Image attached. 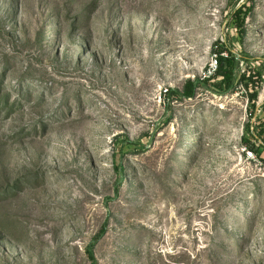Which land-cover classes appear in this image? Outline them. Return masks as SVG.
Returning <instances> with one entry per match:
<instances>
[{
	"label": "rangeland",
	"instance_id": "obj_1",
	"mask_svg": "<svg viewBox=\"0 0 264 264\" xmlns=\"http://www.w3.org/2000/svg\"><path fill=\"white\" fill-rule=\"evenodd\" d=\"M262 117L264 0H0V264H264Z\"/></svg>",
	"mask_w": 264,
	"mask_h": 264
},
{
	"label": "trees",
	"instance_id": "obj_2",
	"mask_svg": "<svg viewBox=\"0 0 264 264\" xmlns=\"http://www.w3.org/2000/svg\"><path fill=\"white\" fill-rule=\"evenodd\" d=\"M234 12H236V16L234 17L235 23L239 22L242 27V15L246 14L247 11H245L244 8H235ZM247 31L243 32L242 35H245ZM218 60V68L215 74V77L213 79H221L218 81V86L220 88L226 87L227 89H233L238 81V75L236 73V70L238 69V63H237V55H234L232 52H230V56L227 60H224L222 56H217ZM245 60L250 61V59L245 58ZM203 84V82L197 81L196 83L188 82V84L185 87V91L183 94H180L178 91H172L173 94H178V96H182L187 99H191L195 96V90L200 85ZM260 124L254 128V132L252 133V139L255 141H261L264 143V117L259 119ZM253 142V141H252ZM251 150L258 151L255 147H252ZM122 180L124 179L125 175L124 172L121 170L120 172ZM93 264H97L95 261H93Z\"/></svg>",
	"mask_w": 264,
	"mask_h": 264
},
{
	"label": "built area",
	"instance_id": "obj_3",
	"mask_svg": "<svg viewBox=\"0 0 264 264\" xmlns=\"http://www.w3.org/2000/svg\"><path fill=\"white\" fill-rule=\"evenodd\" d=\"M217 68H218V60L216 58L210 64V67H209L208 71H209V73H212V72L216 73ZM253 142H255V146H256L255 148H257V150H258V148L264 149V143L263 142H261V141H255V140ZM257 152H259V151H255V150H251V149L245 150L247 161H249V162H253V161L256 162L258 160Z\"/></svg>",
	"mask_w": 264,
	"mask_h": 264
}]
</instances>
